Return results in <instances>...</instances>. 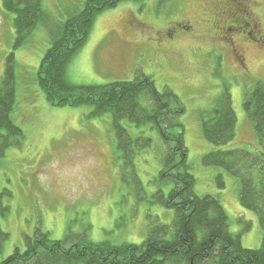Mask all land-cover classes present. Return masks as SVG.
Wrapping results in <instances>:
<instances>
[{"label": "rangeland", "instance_id": "rangeland-1", "mask_svg": "<svg viewBox=\"0 0 264 264\" xmlns=\"http://www.w3.org/2000/svg\"><path fill=\"white\" fill-rule=\"evenodd\" d=\"M84 1L43 0V9L49 21L61 22ZM212 1H124L99 13L88 42L68 67V78L77 85L93 86L146 75L159 92L177 95L185 108L181 121L196 194L217 196L229 216L231 232L242 234L245 248L259 249L264 224L241 206L238 180L202 163V157L218 147L205 139L200 116L227 86L237 115L236 136L220 148L262 150L243 102L248 90L264 82V42L261 49L248 50L247 65L241 66L224 36L206 31L212 21ZM256 1L254 11L264 36V0ZM13 17L0 0V82L7 56L14 52L12 116L23 130L21 144L0 159V228L8 234L0 247V264L15 248L24 250L27 236L35 237L37 231L54 240L72 232L91 242L139 244L150 220L172 224L174 211L154 202L158 192L168 194L172 187L160 176L165 146L157 132L122 121L134 138L152 139V145L138 149L128 165L110 114L96 117L90 105L56 106L48 101L38 82L50 46L48 29L39 24L15 48ZM183 17L195 25L200 38L173 28ZM218 174L224 175V189L216 185Z\"/></svg>", "mask_w": 264, "mask_h": 264}, {"label": "trees", "instance_id": "trees-1", "mask_svg": "<svg viewBox=\"0 0 264 264\" xmlns=\"http://www.w3.org/2000/svg\"><path fill=\"white\" fill-rule=\"evenodd\" d=\"M124 1L85 0L65 21H49L43 0H2L12 14L16 32L15 48L20 47L43 23L48 29L50 46L42 59L38 82L48 101L56 106H92V116L110 114L123 149L126 163L132 164L136 151L152 145L147 137L134 138L122 121L136 127H150L165 146L161 179L172 184L168 194L158 192L155 203L175 213L172 224L158 218L150 220L145 239L119 245L108 241L91 242L70 232L54 240L47 232L37 231L26 238L24 250L15 248L1 264H264V238L261 248L248 249L242 234L232 233L230 219L220 199L199 196L196 179L190 173L181 117L185 108L171 91L161 93L150 76L105 85L81 86L68 78V67L85 47L99 13ZM16 106L15 53L8 54L0 82V159L13 146H19L22 128L12 116ZM243 107L253 123L262 150L223 149L235 139L237 115L227 86L212 108L201 113L205 139L218 148L202 157L206 167H218L239 182V201L243 208L257 214L264 224V82H257L245 93ZM224 189L223 174L215 178ZM250 225L246 227L248 229ZM8 234L0 228V247Z\"/></svg>", "mask_w": 264, "mask_h": 264}, {"label": "flooded vegetation", "instance_id": "flooded-vegetation-1", "mask_svg": "<svg viewBox=\"0 0 264 264\" xmlns=\"http://www.w3.org/2000/svg\"><path fill=\"white\" fill-rule=\"evenodd\" d=\"M212 4V9H209L212 21L206 31L214 33L215 36L223 35L226 46L233 50L240 65L246 67L248 50L261 49V43L264 42V36L259 28V15L254 11L257 1L213 0ZM173 24V28L179 30L181 35L200 38L190 20L183 17Z\"/></svg>", "mask_w": 264, "mask_h": 264}]
</instances>
